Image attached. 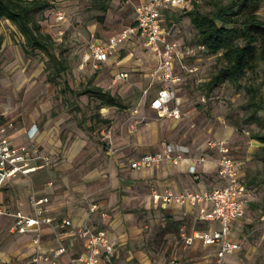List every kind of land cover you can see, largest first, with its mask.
Returning <instances> with one entry per match:
<instances>
[{"label": "rangeland", "instance_id": "rangeland-1", "mask_svg": "<svg viewBox=\"0 0 264 264\" xmlns=\"http://www.w3.org/2000/svg\"><path fill=\"white\" fill-rule=\"evenodd\" d=\"M50 1L53 7L38 19L43 31L53 36L57 53L69 68L58 80L80 91L94 75L91 85L119 96L124 107L99 110V101L87 95H60L59 87L47 81V57L39 51L27 56L23 37L11 22L3 20L0 25V123L12 122L16 129L40 124L43 129L40 149L51 158L52 164L39 175L29 177L24 188L16 184L1 189L0 204L23 201L26 191L28 194L31 188H43L56 173L54 185L59 186L54 195L77 193L85 183L83 178L94 177L85 184L88 207L89 200L113 191V168L126 169L128 159L147 149L154 151L166 143H175L202 150L209 148V142L219 140L226 143L230 154L242 164L246 179L255 180L256 199L239 223L245 248L241 258L243 264H264V149L262 143L253 139L254 135L264 136V107L256 110L250 105V95L230 83L208 92L204 84L217 72L219 63L216 56L195 51L200 60L196 64L187 62L191 63L189 68L196 70L185 75L179 92L182 120L160 118L149 103L161 84L150 73L154 62L144 47L124 46L119 52L123 61L119 67L107 64L94 68L86 60L94 40L106 41L133 24L134 4L110 0L104 13L100 8L106 0ZM228 1L197 0L196 3L201 12L210 13L217 4ZM258 14L264 20V3ZM59 15L64 16V21H58ZM167 23L168 28L176 31L174 40L196 48V31L188 14H178L173 24ZM122 70L127 77L118 79L116 73ZM262 82L264 74L260 71L255 84ZM241 84L248 85L247 79ZM259 95L264 97L263 85ZM102 119L109 123H103ZM142 187L146 192L144 183ZM100 191L102 195H98ZM145 216L146 254L152 264H168L165 259L168 241L162 236V219L154 214ZM11 225L9 218L0 216V264H31L32 251L26 254L24 241L10 232ZM123 255L113 264H119ZM124 260L122 264H136L135 259ZM183 262L217 264L202 253Z\"/></svg>", "mask_w": 264, "mask_h": 264}, {"label": "built area", "instance_id": "built-area-1", "mask_svg": "<svg viewBox=\"0 0 264 264\" xmlns=\"http://www.w3.org/2000/svg\"><path fill=\"white\" fill-rule=\"evenodd\" d=\"M196 2L197 0H142L135 8L134 23L131 26L106 41L94 40L90 44L87 62H92L94 68H98L99 65L108 62L124 42L132 38L139 39L142 45L152 50L157 58V65L151 75L161 86L150 101V108L156 111L160 118L181 119L182 101L178 96L177 86L182 78L177 71V63L185 73L195 72L196 69L187 67L183 61L190 58L195 51L205 52V47L182 46L174 40L173 31L168 28L164 13H187L192 10ZM58 21H64V16L59 15ZM117 77L124 79L127 74L121 73ZM16 130L12 122L0 123V187L5 186L18 175L30 177L31 174L52 164L51 158L43 155L35 146L12 144ZM38 132V126L34 124L26 133L30 140H34ZM208 147L218 156V178L223 182L221 187L203 192L187 191L180 194L166 192L164 195L153 190L152 194L155 203L162 202L165 206L170 203L191 206L210 205V209L203 207L199 219L206 223H217L219 229L210 232H193L190 235L183 231L177 247L185 249L195 240H201L203 246L217 248L214 254L217 264H228L231 256L238 253L243 246L242 242L231 241L229 237L231 225L243 219L247 207L256 199V194L255 190L246 184L238 169L237 160L230 154L225 142L213 140L209 142ZM208 161L205 156L192 155L186 146L168 143L161 151L131 160L128 167L132 171L140 172L164 162L175 165L182 163L187 167V172L195 180H199L198 167ZM28 200L30 213H26L22 208L11 210L0 204V215L13 217V231L20 235L34 234L36 236L34 242L39 246L43 228L51 225L53 220L50 216V199L47 196H38L36 190L31 188ZM98 209V204L90 205L91 213H95ZM57 239L59 247L53 252L54 258H59L68 252L69 239L84 241V252L72 258L70 264H100L103 257L110 261L118 245L104 230H95L88 226L73 229L72 221L69 219L60 221ZM49 260L50 256L42 254L38 249L32 263L39 264ZM171 264H181L177 251L171 254Z\"/></svg>", "mask_w": 264, "mask_h": 264}, {"label": "crops", "instance_id": "crops-1", "mask_svg": "<svg viewBox=\"0 0 264 264\" xmlns=\"http://www.w3.org/2000/svg\"><path fill=\"white\" fill-rule=\"evenodd\" d=\"M134 4V17H135V8L140 5L142 0H127ZM165 19L166 21L169 20L170 23H174V18L178 17V14L183 13H171L165 12ZM134 23V22H133ZM172 30V29H171ZM173 31L172 38L176 36L175 29ZM114 36V35H113ZM110 38V37H109ZM177 41V40H176ZM179 44L182 46H187L183 41H178ZM140 44L144 47L141 41L137 38H132L124 42L121 46H119L117 53L109 59L108 62L101 64V66H106L107 64L110 66L119 67L122 65L123 61H120L119 52L123 49L124 46L127 45H136ZM147 53L151 56L154 65L152 69H150V73L154 70L157 65V58L154 52L150 49L144 47ZM205 53V52H204ZM199 54L194 53L190 58L183 61V63L188 67L191 63H197L199 59ZM180 67V68H179ZM177 70L179 75L181 76L182 80L177 86V93L178 96L181 86L183 85L184 78L186 77L184 70L181 69L179 63H177ZM125 70L118 71L116 76L121 73H125ZM184 74H183V72ZM92 77L95 78L93 75ZM118 78V77H117ZM119 79V78H118ZM186 79V78H185ZM157 83V82H156ZM99 87V86H97ZM183 104V103H182ZM181 104V109H182ZM150 106V103H149ZM151 109V108H150ZM152 110V109H151ZM154 111V110H152ZM156 112V111H154ZM157 113V112H156ZM169 120L173 122H179L182 120H174L169 117ZM37 125L39 128V132L37 133L34 140H30L27 136V130L32 125ZM29 127H21L17 128L12 138V144L14 145H32L40 149V138H42V126L38 123H33ZM36 140V142H35ZM168 144V143H166ZM174 145H183L189 148L191 154L194 156H205L209 161L206 164L200 165L198 167L199 171V180H195L188 172L187 167L180 163L178 165L172 164L170 162H164L158 166L153 168L146 169L144 171H132L129 169L128 164L126 169H117L116 167L111 170L112 173V192L109 194L106 193L105 195L101 196L98 199H91L88 201L87 207V182H90L94 179V177L87 176L83 178L85 181L79 188L80 190L77 193H70L65 195L53 194L54 190L58 189L59 185H54L56 183L55 173L53 175V179L48 181L47 184L44 185L43 188L36 189L37 195L47 196L50 199V216L53 218L51 225L45 226L42 230L41 242L39 246L35 244L34 234H25L20 235L13 231L14 227V219L11 216L0 215L7 217L11 220V228L10 232L16 236H19L24 241L26 254L30 251V257L32 260L37 253V250L42 254L49 255V261H42L39 264H70L72 258H76L81 255L85 248H84V241L77 239L72 240L69 239L68 241V252L59 257L54 258L53 252L59 247L57 235L59 233V224L60 221L63 219H69L72 221V228L78 229L81 227L88 226L95 230H104L108 234L109 238L115 242H117V251L112 258V260L108 261L106 258H102L100 264H113L114 260L118 258L121 253H123V257L126 260L135 259L136 264H152L149 257L146 254L145 250V242L146 236L144 233V220L147 218L145 215L151 216L154 214L155 217H159L162 219V236L167 239V246L165 247L166 251V263L171 264V254L177 251L178 257L180 258L181 264H184V259H190L197 254H204L212 258V260L216 263L214 254L217 252V248L215 247H205L201 240H195L194 243L187 247V248H178L177 243L181 239V234L184 233L190 235L193 232H210L219 229V225L217 223H206L200 221L199 216L203 207L210 209V205H179L175 203L167 204L166 206L163 205L162 202L155 203L153 199V190L159 193L160 195H164L166 192H171L173 194H180L185 193L187 191L191 192H203L205 190H213L214 188L221 187L223 182L220 181L218 178V166L217 160L218 156L217 153L209 148H204L202 150L195 148L190 145L185 144H175ZM165 145V144H164ZM164 147V146H163ZM163 147L149 151L148 149L143 153L128 159V163L131 160L138 159L145 154L149 153H156L161 151ZM40 151L43 153L42 149ZM46 153V152H44ZM48 154V153H47ZM238 169L242 173L243 177L245 176L242 171V164L237 161ZM42 173V170H39L31 176L39 175ZM30 176V177H31ZM57 177V176H56ZM96 177V176H95ZM29 177L18 175L17 177L13 178L10 182H8L5 186L0 187V190L7 187V186H14L16 184H20L22 188L27 186ZM143 183L147 187V191H143ZM67 185L69 186L68 182ZM101 189V188H100ZM255 190V189H254ZM31 191V189H30ZM256 191V190H255ZM25 192V199L23 201L18 200L17 202L11 201L10 204H1L9 207L11 210H16L18 208H22L26 213H30V206H29V194ZM98 195H102V191L98 193ZM15 202V203H14ZM96 203L99 205V209L95 213L90 212V205ZM252 204V203H251ZM251 204L247 207L249 210ZM167 216L171 217V221H174L179 224L178 230L176 232H166L164 233V228L166 224L169 223ZM239 222H235L231 225L229 237L231 241L234 242H242V233L241 226ZM146 227V226H145ZM144 247V248H143ZM244 246L242 249L231 256L228 264H233L234 262H242V255L244 253ZM27 257V256H25ZM124 259L119 261V264L125 262ZM30 260V263H32Z\"/></svg>", "mask_w": 264, "mask_h": 264}, {"label": "trees", "instance_id": "trees-1", "mask_svg": "<svg viewBox=\"0 0 264 264\" xmlns=\"http://www.w3.org/2000/svg\"><path fill=\"white\" fill-rule=\"evenodd\" d=\"M109 2L106 0L101 4L100 9L104 13L108 10ZM263 3L264 0H229L217 4L210 13L201 12L195 3L194 8L186 13L196 31L197 45L204 46L205 53L216 56L219 63L217 72L204 87L210 92L225 83L236 85L250 95V105L256 110L264 107V97L259 95L260 85L264 87V82L258 86L255 84L260 71L264 74V20L258 14ZM52 7L50 0H0V25L3 20H7L16 27L25 41L23 50L27 56L39 51L47 57V81L59 87L60 95H87L99 101V110L104 107L123 108L119 96L91 85L94 77L80 91L73 89L66 81L62 83L58 80L69 68L57 53L58 47L53 36L43 31L38 19L39 15ZM244 79H247L248 85L241 84ZM102 122L107 124L109 120L102 119ZM253 139L262 143L264 149V136L254 135ZM244 180L248 186L256 189L254 179L248 181L244 176ZM167 219L169 223L164 233L176 232L179 224L171 221L169 216Z\"/></svg>", "mask_w": 264, "mask_h": 264}]
</instances>
